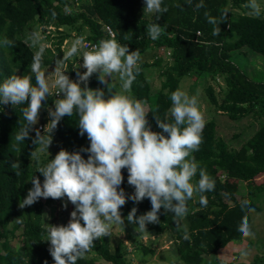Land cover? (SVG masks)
<instances>
[{
  "label": "trees",
  "instance_id": "obj_1",
  "mask_svg": "<svg viewBox=\"0 0 264 264\" xmlns=\"http://www.w3.org/2000/svg\"><path fill=\"white\" fill-rule=\"evenodd\" d=\"M199 2L192 0L189 4L187 0H163L162 6H167L168 11L157 20L156 16L149 18L141 14L144 0H0V41L8 38L14 42V47L0 45V83L11 75H32L30 65L38 48L33 46L26 30L36 25L35 30L42 27L50 42L52 31L59 35L52 47L44 48L45 69L55 68V60L63 57L64 44L72 38V33L76 34V39L97 44L102 39H115L122 45H128L131 51L138 49L142 57L149 52H155L154 58L170 52L173 62L162 70L164 81L157 93L153 92L146 76L149 67L161 68L156 59L153 63L140 62V73L128 93L143 103H149L147 119L153 131L162 132L157 127L155 115L172 122L171 92L181 88L183 79H197L203 75H208L214 81L213 85L206 87L205 96L217 114L221 112L233 121L250 116L258 122L264 115V82L250 79L234 62L233 53L249 49L264 57V15L259 18L249 15V9L245 6L248 0H203L205 7L197 10L195 5ZM225 10L228 19L219 25L220 34L214 36V26L208 23L204 13L207 11L219 18ZM156 22L165 31L157 40H152L147 33V25ZM107 27L114 30L115 38L110 37ZM48 28L54 30L48 33ZM158 60L163 61L161 57ZM73 63L69 58L65 65L77 79L76 72L83 73L86 69L79 67L73 72ZM220 78L224 82L222 86L218 84ZM100 85L97 76L93 75L88 87L97 89ZM102 89L107 95V86ZM112 89L116 92L120 90L114 86ZM55 99L54 95H50L43 102L45 107L41 110L38 124L47 121V108H54ZM24 106H0V264H44L45 261L54 264L48 251L49 243L45 242L47 227L44 214L47 205L60 200L49 198L44 202L41 198L23 209L19 203L32 187L30 180L33 175L43 181V176L36 172L39 166L54 158L61 149L80 151L89 147L90 141L86 134L79 135L78 117L75 114L65 116L52 134L53 140L58 142L55 153L35 162L30 153L38 146H34L30 139L18 143L14 138L25 123L21 112ZM164 135L167 136V133ZM202 135L200 150L193 155L215 180V190L204 194L208 199L206 207L199 204V197L193 204L188 203V239H184V229L179 226L175 216L165 214L161 209L160 223L148 224L147 231H140L139 240L133 242L136 250L143 255L156 253L155 247L141 241L143 237H163L167 234L173 240L171 245H176L182 261L203 264L204 256L215 255L230 242L242 238L237 230L245 214L240 206L242 200H249L250 207L259 210L253 198L245 196L238 200L236 193L240 181H254L264 174V126L238 149L232 148L229 141L218 135L217 123L212 119L206 121ZM30 136L34 137L35 131ZM81 155L87 159L88 153L81 152ZM16 161L20 162L19 176L11 167ZM122 173L124 182L121 187L131 196L134 188L127 183V170L123 169ZM198 179L197 174L194 180ZM133 207L137 208L136 215L139 216L151 210V203L149 199L139 203L129 199L121 209L122 216L127 217ZM73 210L74 206L69 202L58 216L62 225H67V217ZM55 223L52 222L53 225ZM13 239H19L21 245L14 248ZM94 243L95 246L88 253L97 254L105 262L134 264L122 243L115 251H111L103 238ZM99 258L84 257L77 264H95ZM251 264H264V257L256 258Z\"/></svg>",
  "mask_w": 264,
  "mask_h": 264
},
{
  "label": "clouds",
  "instance_id": "obj_2",
  "mask_svg": "<svg viewBox=\"0 0 264 264\" xmlns=\"http://www.w3.org/2000/svg\"><path fill=\"white\" fill-rule=\"evenodd\" d=\"M144 5V15L156 16L157 20L168 11L167 6H162L163 0H144ZM245 6L253 17L264 14L259 0H248ZM204 7L203 0L195 5L197 10ZM227 14L225 10L217 18L207 11L204 13L208 23L214 26V36L220 34L219 25L228 19ZM164 31L157 22L147 25L152 40H157ZM31 40L35 46V34ZM0 45L14 47V42L4 38ZM84 48L82 38L75 40L63 57L55 60L54 70L46 74L45 49L40 47L30 65L32 75H11L0 83V106L25 105L21 109L25 123L14 138L18 143L30 139L38 146L30 153L33 160L39 162L40 154L45 152L50 157L52 134L65 116L75 114L79 135L86 134L90 141V146L80 151L61 149L54 158L39 166L36 172L43 176V181L33 175L32 187L19 203L23 209L41 198L63 200L66 197L74 206L67 225L47 226L45 242L49 243L48 251L54 264H77L95 246L94 241L110 236L113 225H123L125 220L141 232L147 231L148 224L160 223L161 209L165 214L172 213L178 221L182 220L188 212V201L194 195L198 194L199 204L206 207L208 199L204 194L215 190V180L193 155L200 150L206 125L197 96H190L181 89L171 92L172 122L155 115L157 127L162 132L153 131L144 103L128 94L141 70L140 51H131L128 45L115 39H102L94 48ZM74 56L82 58L79 67L86 69L83 73L76 72V80L66 74L65 68L66 62ZM49 75L54 76L51 83ZM93 75L107 86V95L104 89L88 87ZM114 75L121 82L118 92L112 91L109 82ZM53 89H56L57 98L53 101L54 108H47L50 119L42 133L34 126L45 107L43 102L53 94ZM32 131H35L34 137L30 136ZM81 152L88 153L87 159ZM11 167L17 176L21 174L20 162H13ZM123 169L128 173L127 183L134 188L131 196L121 187ZM197 174L199 179L193 183ZM129 199L136 203L149 199L151 210L137 216V208L133 207L127 217H123L121 209ZM250 203L245 199L240 204L245 214L237 230L244 238L255 237L248 219V214L255 211ZM188 238L185 226L184 239ZM242 254L247 255L246 252Z\"/></svg>",
  "mask_w": 264,
  "mask_h": 264
},
{
  "label": "rangeland",
  "instance_id": "obj_3",
  "mask_svg": "<svg viewBox=\"0 0 264 264\" xmlns=\"http://www.w3.org/2000/svg\"><path fill=\"white\" fill-rule=\"evenodd\" d=\"M259 3L261 4L262 8H264V0H259ZM141 14L145 17H149V18L153 17V15H144L143 10H142ZM262 15H264V14H262ZM35 27H36V25H32L29 29L26 30V34L30 38L33 36V34H35V37H36L35 46L38 49L40 47H44V48L52 47L53 46L52 43L57 41V40H55V38H57L59 35L57 33H54V31H52L53 33L50 34V36H52L51 37L52 41L50 42V41H48L47 37L45 36V34L43 32V28L41 27L36 31ZM72 34H73L72 38L69 39L68 41H66L64 44L63 50H65V51H67L71 47L72 43L75 40H77L75 38L76 34L75 33H72ZM162 52H161V54H163ZM160 57L163 59L162 62L160 60H158V58H160ZM70 59L72 60V62H75V63H73L75 66V68L73 70V72H74L75 70H77L79 68V65H82L83 61H82V58L80 59L79 56H74V57H71ZM76 59H77V61H75ZM155 59L159 62V64L161 65V68L158 66L149 67V69H147V71H146V76H147L148 80L151 82L153 92L157 93L158 90L161 88L162 83L164 81V78L162 77L161 72H162V70H164L166 68V66L171 65L173 61H172V56L171 55L169 56L167 54V51H166L165 55H158L157 58H152V57L150 58L149 54L142 57L143 61H147L149 63H153L155 61ZM233 59H234V62L236 61V63L240 67V69L245 74H247L250 79L257 81V82H264V57L262 55H260L256 52H253L249 49H243L241 51L234 52L233 53ZM65 68L67 70L66 74L72 80H76V78L73 76V74L69 71L67 65H65ZM80 68H82V67H80ZM47 70H48V73H46V74H49L54 70V68H47ZM53 79H54V76L49 75V82L50 83ZM109 82L112 85V87L114 86V87H116V89L121 90V88H120L121 82H120L119 77L117 75H114L111 79L109 78ZM208 84H212V85L214 84V81H212L208 75H203L197 79H195L193 77L192 78L188 77L186 79H183L180 89L187 92L190 96L191 95L197 96V98L199 100L200 108L204 114L205 121L208 120L209 118H211V116H212V120L216 121V123H217L218 118H219V123L222 126L220 128V130H223V131L219 132L220 137L222 136L223 139L228 140L227 137L229 135H231L233 133V131L238 132V134H243L244 133L243 130L247 129L244 125V119L233 121V120L229 119L226 115L224 117H222L220 115L218 116L217 113L213 110L214 108L211 105H209V103L206 99V96H205V90H206V87L208 86ZM218 84H220L221 86L224 85L222 78H220L218 80ZM104 87H106L105 84L100 85V89H102ZM113 89H112V91H113ZM55 90L56 89H53L52 91H55ZM113 92H116V90H114ZM144 106H145L146 110L149 111V109H150L149 103L145 102ZM49 119H50V117L48 115L47 121H45V123H43L44 126L49 122ZM39 124H42V123H39ZM258 124L261 126H264L263 116H262L261 120H258ZM250 135H252V132L250 134H245V133L243 134L244 137H247V138H245L246 141H248L252 137ZM56 142L57 141L53 140V142H52V144L48 150L51 155L53 154V152L55 153L56 148L58 146V142L57 143ZM40 156H41V159H40V161H41V160H43V158H45V156L47 157L48 154H47V152H45V153H41ZM35 162H37V161H35ZM223 179H225V177H223ZM193 183H195V180L193 181ZM198 197H199L198 194L194 195V197L191 200H189L188 203L193 204L197 200ZM42 200L44 202L46 201V199H43V198H42ZM66 202H67V198L65 197L63 200H60L59 202L54 201L51 205H47L45 207L44 223H45L46 227L48 226V224H52L53 221L56 222L55 225H62V223L59 221L60 217L58 218V216L63 211V209H64L63 205ZM263 202H264V200L261 202V208L264 207ZM68 203L69 202H67V205H68ZM230 205L233 206V204H230ZM187 207H188V205H187ZM258 211L252 212L250 214V223H251L252 229H254V230H259L260 228L264 227V220L262 219V215L257 213ZM254 213H256V214H254ZM67 218L70 219V216H68ZM251 218H252V221H251ZM177 223H178V220H177ZM186 227L188 228V222H187ZM139 232H140V230L135 225L129 224L125 220V224H123V225H113V227L111 229V235L104 237L103 240L108 244L111 251H115L116 248L120 245V243H122L123 246L127 247V250L130 253L131 260H134V264H187L186 262L182 261L180 256L177 254L176 245H173V246L171 245L170 247H172V249L170 251H166L164 249L165 246L168 245V243L172 240L171 237L167 234L165 235L166 237L163 236V238L162 237L160 238V236H158V237L155 236L152 239H149L148 237H143L141 239V241L145 245H149V244L152 245L153 248L156 245L155 238H156V240L159 241L158 248L157 247L155 248L156 249L155 255H149V256L143 255V253L140 251H137L133 245L134 241L139 240V234H138ZM17 233L19 234L20 231H18ZM262 240H264V233H257L256 239L254 241L256 242V241H262ZM20 245H21V242L19 239H16V240L13 239L12 240V246L14 248H17ZM97 256L98 255L95 253H87L85 255L86 258H93V259L99 258ZM208 258H210V257L204 256L203 264H216L215 262H213V259H208ZM95 264H110V263H107L103 259L99 258L96 260Z\"/></svg>",
  "mask_w": 264,
  "mask_h": 264
},
{
  "label": "crops",
  "instance_id": "obj_4",
  "mask_svg": "<svg viewBox=\"0 0 264 264\" xmlns=\"http://www.w3.org/2000/svg\"><path fill=\"white\" fill-rule=\"evenodd\" d=\"M148 54H149L150 58L151 57L154 58L155 52H149L146 55H148ZM217 115L218 116L220 115L222 117L225 116L221 112H218ZM210 119H212V116L208 120L210 121ZM263 119H264V115H263ZM208 120H206V121H208ZM244 125L247 128L246 130H243L244 133L250 134L252 132V135H250V136H253L257 132V130L261 127L258 124V122L250 116L247 118H244ZM221 127L222 126L219 123V118H218L217 132H218L219 136H220L219 132L223 131V130H220ZM243 134H238V132L233 131V133L227 137V139H228L227 141H229V144L232 148L238 149L242 144H244L246 142L245 138H247V137H244ZM254 193L256 194L255 196L250 195V194H254ZM245 196H248V197L250 196L251 198H253V202L259 208V211L257 213L261 214L262 219L264 220V207L261 208V202L264 200V174H262L261 177H259L258 179L254 180V181H249V182L240 181L239 182L236 197L238 198V200H240L241 198H244ZM263 205H264V202H263ZM254 214H256V213H254ZM251 221H252V218H251ZM187 222H188L187 217L178 221L179 226L182 229H185V226H187ZM188 225H189V223H188ZM250 225H251V223H250ZM252 231L255 233L254 238L242 237L237 242H230L227 246L219 249V251L215 255L210 256V258H208V259H213V262H215L216 264H251L256 258L264 257V240L256 241V242L254 241L256 239L257 233H264V227L260 228L259 230L252 229ZM154 237L155 236H151L149 239H152ZM164 237H166V236H164ZM160 238H161V236H160ZM155 241H156L155 242L156 243L155 248H156V247H158L159 241L156 240V238H155ZM171 243H172V241H170L168 243V245L165 246L164 249L170 248ZM243 252H246L247 255L246 256L243 255L242 254ZM219 261H221V263H218Z\"/></svg>",
  "mask_w": 264,
  "mask_h": 264
},
{
  "label": "built area",
  "instance_id": "obj_5",
  "mask_svg": "<svg viewBox=\"0 0 264 264\" xmlns=\"http://www.w3.org/2000/svg\"><path fill=\"white\" fill-rule=\"evenodd\" d=\"M47 30H48V33H49L50 31L54 30V28H48ZM107 31H108V33H109L111 38H115L116 37V34H115V32H114V30L112 28L107 27ZM83 41H84V44H85V48L83 50H90V49L94 48L97 45V43H93V42H90V41H87V40H83ZM167 54L169 56L171 55L170 52H167ZM55 92H56V90L53 91L52 95H54L56 97ZM43 126H44L43 124H38L37 125V128H39L42 133H43Z\"/></svg>",
  "mask_w": 264,
  "mask_h": 264
}]
</instances>
